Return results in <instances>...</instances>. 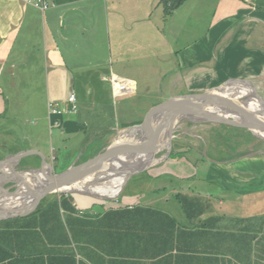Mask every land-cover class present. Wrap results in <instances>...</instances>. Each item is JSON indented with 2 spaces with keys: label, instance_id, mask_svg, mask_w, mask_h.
<instances>
[{
  "label": "crops",
  "instance_id": "obj_1",
  "mask_svg": "<svg viewBox=\"0 0 264 264\" xmlns=\"http://www.w3.org/2000/svg\"><path fill=\"white\" fill-rule=\"evenodd\" d=\"M44 1L50 5L0 0V117L7 111L6 99L32 97L37 85L40 93L35 96L43 100V110L33 115L35 133L32 129L23 135L24 142L14 141L13 133L8 140L7 132L1 138L0 161L24 152L17 163L2 169V175L37 168L42 160L60 172L115 142L114 131L141 122L156 105L230 80H247L263 97L264 0H216L201 36L194 33L199 26L196 17L167 19L166 7L172 0ZM112 75L124 78L131 89L114 95ZM70 93L76 99L74 113L67 112ZM118 96L125 99L118 102ZM128 97L132 99L127 101ZM254 100L260 105L258 98ZM49 101L59 102L65 113L50 114ZM91 113L97 122L91 121ZM46 129L49 155L40 138ZM6 143L13 147L7 150ZM89 144L93 146L86 147ZM55 149L57 155L68 153L58 161ZM196 157L194 164L205 168L203 178L191 174L186 178L182 164L175 175L163 171L162 178L172 177L173 185L154 187L147 181L158 193L151 201L128 194L109 203L79 193H73L78 195L75 200L66 193L47 194L27 214L3 220L10 224L37 218L39 212H32L39 204L59 202L61 195L65 197L61 209L74 218L79 231L86 226L80 214L94 217L97 232L92 242H77L82 247L88 244L87 255L72 250L66 231L59 254L53 251L52 237L41 236L45 241L37 242L45 246L41 264H264L258 162L253 155L244 157L241 167L248 173L236 170V178L229 179L233 187L224 183L226 168L218 170L220 175L209 173L213 167L209 161L218 159ZM130 180L125 186L131 183V190L137 184ZM7 184L11 185L5 182V188ZM232 188L237 191L235 199L226 200ZM28 203L22 199L16 207ZM86 207L90 209L84 211ZM121 209L126 211L123 220L115 217Z\"/></svg>",
  "mask_w": 264,
  "mask_h": 264
},
{
  "label": "rangeland",
  "instance_id": "obj_2",
  "mask_svg": "<svg viewBox=\"0 0 264 264\" xmlns=\"http://www.w3.org/2000/svg\"><path fill=\"white\" fill-rule=\"evenodd\" d=\"M215 2L216 0H182L181 5L177 8L173 9L170 7H166V11L168 12L167 19L173 21L175 20L174 18L176 17L179 19H183L186 17L188 20H190L196 17L199 21V26L197 27L194 33L198 36H201L208 23L210 14L211 12H213ZM261 85L264 87V84ZM38 88L39 86L37 85L35 89L36 91L35 95H37V93H40ZM262 93H263L262 95L263 97L261 99H263L264 102V91ZM35 95L32 97L27 96L24 98L6 99L7 111L4 116L0 117V141L2 137H5L4 136L5 132L8 133V136L5 137V139L8 140L9 133H13L12 136L14 141H19V142H24L25 139L23 135L29 132L31 133L32 129H33V133H35L36 130L32 127L31 124L35 123L37 120L33 115L38 114L43 110L42 96H35ZM116 98H118L117 99L118 102H121L125 99L124 96H120V97L118 96ZM131 99L132 97H128L127 101ZM17 101H24V104L19 105L17 104ZM258 103L261 106H264V103L261 104V100L259 98H258ZM45 105H46V101H45ZM95 115L93 113H91L90 115V119L93 122L94 121L97 122L96 119L97 117H95ZM109 115L110 114L107 115V118ZM46 122H47V117H46ZM136 123L138 122H134L132 124H136ZM174 127L175 128L173 129L170 138V145L167 148L168 150L165 148L163 144H160L159 141H157L158 147L161 146L162 149L157 152H154L148 157H145L143 162L154 161V160L157 161L154 163L143 165L141 168L137 170V172H134L135 175H133L134 174L133 173L130 175V176L133 175L132 177L129 176L127 178L126 183L129 178L131 180L134 178L133 183L136 182L137 185L132 187L131 190H130L131 183L127 184L126 186L124 185L125 189L123 188L115 198L108 200H100V201H106V203H109V201L111 202V200L122 201L121 199H119V197L120 196L125 197L126 194L130 196H134V198L141 196L143 200L147 199L151 201V199L156 198V195H158V193L155 191L152 192L151 191L152 189H149V187L147 186V181H151L150 183L154 187L155 186L157 187L159 184L165 185V182L166 184L173 185L172 177L169 178L165 177L166 179H168L166 180L163 179L162 178L163 176H161L160 174L163 173V171H166L171 175L173 174L175 175L176 173H178V171H180L179 164H182L181 166L185 168L184 171L186 178L190 174L200 175L201 176L200 178H203L202 175L206 174L204 173L205 168L201 167L200 165H195L192 160L197 158L196 156H200V155L204 156L205 157L204 159L206 158L218 159V161L216 160L209 161L211 162V164H213V167L210 168L209 173L212 175H217V174L220 175L223 172L220 173L218 172V170L221 168H226L224 169L226 170V173L222 174L224 176V183L234 187L235 184L233 185L229 181V179L236 178L235 176L236 170H241L242 173H248L246 167L243 168L241 167V163L243 162L244 157H249V156L251 157V155H253V157L258 162L257 166L255 167V170L261 168V171L259 170L260 172L259 174L261 176V182H262L260 190H261L262 205L264 210V140L256 137L248 129L235 125L183 119L180 120ZM119 130H116V132L114 131L112 137L116 136ZM49 133H50L49 130L46 129V133L40 135L41 141L43 142L42 145L44 146L47 155H49V145H50ZM119 139L117 138V140L114 143H117ZM90 145L91 144L86 145V147H89ZM91 146H93V144ZM5 147H7V150H9L13 146H8V143H6ZM23 147L24 148L26 147L25 144H23ZM96 147L94 149H96ZM55 152L58 161L61 158L63 159L64 156L68 153L66 151L65 152L61 151L59 155H57V149H55ZM166 153L170 155L169 157L164 158L163 156ZM0 157H1V151H0ZM70 157L67 158V160H70ZM109 159L103 160L102 165L105 164L107 161H109ZM185 160H189V161H185ZM252 161L253 159L250 158L248 162H252ZM73 162L75 164H78V159L74 160ZM223 164L226 167H221ZM247 165L249 164H246V166ZM226 180H228L230 183H228ZM7 186L9 185L7 184ZM239 186L237 187L239 188ZM235 192L237 193V191H235V189L232 188V191L230 192L231 196L227 194L228 199L226 200H231V198L235 199V195H236ZM67 194L72 200L78 198V195L75 196V194L73 193H67ZM47 196L57 197L58 195L56 193H51ZM52 203L53 202H49L47 203V205L43 206L37 216L41 215L39 216L41 219L43 218L45 220L52 219L54 221L59 216L60 220L64 224L62 225L64 229V233L67 231V233L70 236L69 237L71 241L70 246L73 247L72 250L74 249L76 252H78L79 250L82 253H86L87 255L91 251L90 247H88V244L86 245V247H82V245L78 244L77 242L82 239L92 242L94 237V232H97V221H94L93 220L94 217L90 215L84 216L83 214H80V217L82 218L81 222L82 224H85L84 222H86V226L84 225L85 229L83 228L82 231H79L77 229V225H76L77 223L74 221V218L70 216L67 212H65L66 210H62L61 207L58 208L57 204L52 205ZM50 205L51 207L49 208ZM44 207L49 209L46 210L44 214H42L44 211ZM123 207H118V208L120 209ZM63 209H65V203H63ZM89 209H90L89 207H86L83 210L87 211ZM125 213L126 211L121 209V211L116 213L115 217H117L119 220H123L125 215L122 214ZM107 216H109V214ZM35 218L36 217H32L29 220L33 221L35 220Z\"/></svg>",
  "mask_w": 264,
  "mask_h": 264
},
{
  "label": "water",
  "instance_id": "obj_3",
  "mask_svg": "<svg viewBox=\"0 0 264 264\" xmlns=\"http://www.w3.org/2000/svg\"><path fill=\"white\" fill-rule=\"evenodd\" d=\"M179 1L180 0H176V4ZM231 86H237L239 88L246 87L249 89H247L246 93L238 96L239 101L237 102V100L233 98V94L227 92L228 88ZM239 88L237 89L239 90ZM251 98H259L261 104L264 103L263 99H261L262 97L257 95L250 82L247 80H230L199 93L184 95L177 99H169L156 105L141 122L120 128L118 134L115 136L116 140L124 136L125 132L130 134L128 135L129 137H133L134 135L132 132L137 131V138L134 146L131 144L132 140L117 143L111 141L90 159L69 166L60 172H54L52 167L48 165L46 161L42 160L40 166L37 168L24 171L14 170L8 172L6 175H2V169L12 165V163L13 165L17 163L19 158L24 155V152L10 155L4 161H0V185L5 188L4 183L10 182L11 185L5 188L10 195L18 194V184L26 183L25 175L30 174L33 176L34 174H38V176L43 178V182L36 184V187L33 189L31 187L26 188L28 196L31 197L27 205L15 209H0V221L13 216L27 214L35 208L41 198L47 194H67L79 191L75 188L71 189L70 187H74L76 183L99 170L105 159L124 153H130L132 156L143 154L148 140L153 137V132L159 126L168 127L169 129L168 146L170 145V138L174 126L183 119L241 126L251 131L256 137L264 140V106L258 108L246 106ZM216 103H225L227 109L219 106L222 110L212 109L208 111L209 109L207 106L212 105L215 107L214 104ZM228 111L234 112L229 113ZM168 155L169 154L166 153L163 157H168ZM130 167L132 168L127 170L128 172L125 175V182L122 188H124L127 178L139 169L138 166L135 167V165ZM36 180L38 181L37 178Z\"/></svg>",
  "mask_w": 264,
  "mask_h": 264
},
{
  "label": "bare ground",
  "instance_id": "obj_4",
  "mask_svg": "<svg viewBox=\"0 0 264 264\" xmlns=\"http://www.w3.org/2000/svg\"><path fill=\"white\" fill-rule=\"evenodd\" d=\"M132 87V84H131ZM237 86H231L228 88L227 92L233 94V98L239 101L238 96L241 94H244L247 92L245 88H239ZM120 91V90H119ZM214 106H207L208 111H211L212 109L216 110H222L219 108L221 106L222 108H226V104L224 103H216ZM246 106H253V107H262L258 105L253 98L248 101ZM214 107V108H213ZM229 113L234 111H228ZM175 128V127H174ZM132 134L133 137H129L127 132H125V135L120 137V139L117 142H127L129 140H132V145L134 146L136 143L137 138V131H133ZM168 139H169V129L168 127H157L156 130L153 132V137L148 140L146 146L144 155L141 154L139 156H132L130 153H124V154H118L117 156L111 157L109 161H107L105 164L101 165L100 169L96 172L90 174L86 178L82 179L78 183L74 185L76 192H70V193H79L86 196L93 197L95 199L99 200H107L115 198L123 189L122 186L125 182V175L128 172L127 170L132 168L130 166L135 165V167L138 166V168H141L145 164L154 163L157 160L154 161H146L143 162L145 157H148L154 152H157L161 150V146L158 147L157 141H159L160 144H163L165 148L168 147ZM166 150V149H165ZM168 150V149H167ZM162 159V158H161ZM164 159V158H163ZM38 179V181L36 180ZM25 182L18 184V194L17 195H10L8 191H6L4 188L0 185V209H15L16 204L20 202L22 199L29 202L31 199L30 196H28L27 189L28 187H31L32 189L36 187V184H39L43 182V178L38 176V174H34L31 176L30 174L25 175ZM27 184V185H25ZM110 186L111 188L109 190H100L97 188L100 187H107Z\"/></svg>",
  "mask_w": 264,
  "mask_h": 264
},
{
  "label": "trees",
  "instance_id": "obj_5",
  "mask_svg": "<svg viewBox=\"0 0 264 264\" xmlns=\"http://www.w3.org/2000/svg\"><path fill=\"white\" fill-rule=\"evenodd\" d=\"M164 2L166 3V0ZM169 5L167 7H174L176 2L172 0ZM64 198V195H61L59 202H53L52 205L57 204L58 208H63ZM40 206L39 204L32 213L40 212L42 209ZM49 208L44 207L42 214ZM29 219L31 218L24 221L18 219L15 223L10 224H6L4 220L0 221V264H41L43 262L42 251L45 246L37 244V242L41 239V236L46 235L52 237L54 253H60L58 251H61L65 240H63L64 229L59 216L55 221L41 219L40 217L35 218L33 221ZM67 256L71 257L72 253Z\"/></svg>",
  "mask_w": 264,
  "mask_h": 264
},
{
  "label": "built area",
  "instance_id": "obj_6",
  "mask_svg": "<svg viewBox=\"0 0 264 264\" xmlns=\"http://www.w3.org/2000/svg\"><path fill=\"white\" fill-rule=\"evenodd\" d=\"M29 2H32L35 5H38L41 8H45L48 5H50L49 2L44 0H27ZM112 90L114 95L123 94L126 91H129L131 89V85L128 81H126L124 78L119 77L117 75H112L110 78ZM120 90V91H119ZM66 101L70 104V109L67 112L74 113L76 112V99L73 93H70L68 97L66 98ZM48 112L50 114H62L65 113V109L62 107V105L57 101H49L48 103Z\"/></svg>",
  "mask_w": 264,
  "mask_h": 264
}]
</instances>
